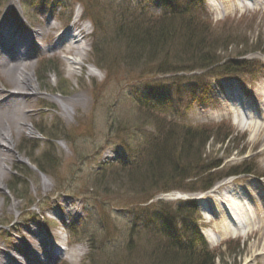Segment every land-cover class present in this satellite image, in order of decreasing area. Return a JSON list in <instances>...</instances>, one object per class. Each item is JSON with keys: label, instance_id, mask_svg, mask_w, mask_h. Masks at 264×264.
<instances>
[{"label": "rangeland", "instance_id": "374dc122", "mask_svg": "<svg viewBox=\"0 0 264 264\" xmlns=\"http://www.w3.org/2000/svg\"><path fill=\"white\" fill-rule=\"evenodd\" d=\"M115 1L3 0L0 5V22L6 19L8 25L12 24L11 26H14V29L15 27L22 28L21 32L23 31L22 33H27L30 36L29 48L31 44H34L32 53L29 54L28 59L30 62L28 64H25L27 60L15 61L14 59L12 64L20 63L21 67L31 68L29 72H31L40 89L38 93H35L31 87L24 89L29 94L30 101L23 108H16L17 113L14 112V114L16 113L14 116L16 124H18L20 118H25L24 120L20 119V122H24L22 130L15 129L16 125L12 123L14 117L8 114H0V130L13 126L14 142L12 151L10 149L12 157L5 163L8 171L4 177L5 180L1 183L2 189H0V246L20 260L26 259V250L32 244L36 245L39 242V237L46 236L50 240L54 239L53 241L59 244L64 242H61V238L65 240L68 237L70 248L77 251L72 254L74 257H71L70 253L65 254L61 260L56 261V264H154L156 262V258L148 259L146 256L148 254L147 249L151 248L148 238L131 232L129 224L136 221L134 217L132 220L131 214L127 212L128 210L125 207L118 210L113 206H125L124 194H130L125 188H119L116 184H111L110 187L112 188L109 189V195H100L105 201H111L108 205L111 210L104 207L100 210L103 213L97 212L96 217L93 218H91L89 212L92 208V202L85 198H91L90 193L83 195L85 197H81L88 200L86 204L84 203L85 200L81 198L62 196V192L57 193L59 195L55 194V197H51V194L55 193L53 191L62 188L79 192L86 191L85 188L87 187L83 182L85 174L91 171V168H94L100 160H97L92 153L98 145L105 142L106 129L104 128L103 118L108 106L112 102H117L115 99L118 96L120 99L122 96L135 94L129 92L133 86L132 83L124 91L120 90L123 82L135 78L126 75L129 68L121 67L119 74H114L113 79L109 80V75L96 67L97 58L95 52H91L90 49L94 27L91 22L93 21L91 15L95 12L92 6L94 4L103 7L116 6ZM221 1L208 0L212 4ZM87 6L90 24L87 25L88 34L83 37L82 42L87 43L90 47L87 46L85 51L82 52L83 62L72 65L68 58L74 57L76 54L74 52L68 53L63 48H53L54 45L51 43L52 29L48 28L47 32L40 34L42 32L41 28L47 26L49 23L48 17H50L51 21L56 22L57 29L65 28L61 37V39H64L68 29H70L66 25L74 14L78 16L83 14ZM201 6H206L205 1L201 3ZM212 6L208 7L215 23L213 22V26L207 24L208 30L205 31V35H210L207 42L217 48L219 60L220 57L224 61L228 57H235L241 53H246V57L264 59V9L262 8L258 11V14H255L253 13L256 12L254 8L248 7L246 10V6L241 8L226 6L231 8L222 11H216L215 5ZM113 10L111 8L109 13L107 12L111 18ZM197 10L201 11V7H198ZM203 11L205 13V9ZM48 32L52 34L47 36ZM75 32L79 33L78 31ZM43 57L47 58V61H41ZM48 60L50 61L49 64H47ZM90 65L95 66L97 71L91 72ZM12 73L14 80L19 72ZM167 77L171 76L148 78L137 81L134 86L154 92L156 89L161 88L163 83L169 81ZM8 80L6 74H3L0 70V89L4 88V83L7 82L5 93L23 90L18 89L20 86L14 81L9 80V82ZM206 82V89L203 88L205 89L204 93L200 98H197L194 104H190L188 110H185L187 122L193 126H204L206 123H208L207 126H213L224 122V130H220L221 133L217 131L216 135L221 140L224 139L230 128L236 129L239 135L236 137V134H234L228 137L224 144L221 141L211 139L203 157L209 162L223 160L222 174L231 171L232 168H241L245 161L248 165H254L257 173L263 174L264 154L261 153L263 141L257 143L259 137H254L249 125L245 126L246 121L238 118L239 115H236V112L239 105L246 102L244 107L249 113L252 112L250 113L252 120L263 123L264 107L260 101L264 100V69H261L255 76L219 75V77H208ZM251 91L253 95L249 94ZM233 93H246V96L242 100H238L233 96ZM96 102L97 105L94 106ZM128 104L125 102L124 106L123 104L120 105L121 111L132 106ZM139 112L136 111L140 115L136 117V122L132 123L130 121L131 124L129 125H140L141 129L152 131L153 122L151 119ZM181 113L184 112H176L174 116L178 117ZM30 129L34 130V133L30 132ZM58 129L61 130L62 134H60L61 136L58 134L60 140L56 142H48L41 134L43 132L52 139V136L57 134L56 130ZM214 130L216 133V130L219 129L215 128ZM245 133L247 134L246 138L241 139ZM138 134H129L127 140L133 141V144H135V140L139 137ZM39 135L40 138H38ZM126 135L128 134L123 133L121 136L123 138ZM176 135L179 137L178 134ZM75 139L78 141V145H76ZM36 141H39V143ZM108 153H110V148L106 147L101 157L108 155ZM46 155H51L53 161L46 166V169L41 170L33 162L37 159L44 162ZM0 156L2 155L0 154ZM17 156H21V158L18 159ZM1 163L0 160V166H2ZM43 176L48 181H44ZM253 184L261 185V189L264 191V179H260L253 174H242L226 179L218 188V191H222L223 194L220 196L219 193H216L213 197L214 202L201 204V206L205 205L207 208V211H204L201 207L199 211V215H202V221L200 220L202 230L211 231L212 229V232L215 233L216 228L214 225L221 220L214 211V207L218 210L220 207L223 209L231 205L233 196L239 192L250 190L253 193L250 189ZM227 188H229L228 191H226ZM166 191L170 194H160L159 196L162 197L161 202H167V204L159 203V205L174 213L173 206L169 205L168 202L174 203L180 191H174L175 193L171 189ZM154 192L155 189L149 193L154 196ZM251 193H249V196L253 197ZM158 198L154 199L152 204L156 205ZM70 199L73 203L78 202L80 206L82 205L83 211L74 230H71V227L66 228V230H59L60 226L57 228L56 223H49L48 220V223H45L42 220V216L47 219L44 213L51 204H56L55 209L63 211ZM254 199L259 203L257 198ZM31 201L40 203L39 205L36 203L29 208L28 205ZM87 207L88 209H86ZM152 208H154L155 213L160 210L157 205ZM208 212L210 213L208 216L212 218H206L205 215ZM225 214L227 219L232 221L228 209ZM234 216L238 217L239 215L234 213ZM13 220L18 221L15 229L7 224ZM71 220L72 218L69 219V221ZM243 227H241V235H221V242L216 245L210 243L213 249H217L213 253L215 255L213 264H264V256H262L264 246L255 247L257 241L255 236L246 240L248 230L245 226ZM251 227H257V225L254 224ZM218 234L220 233L217 230L215 237ZM260 241H264V237ZM130 246L132 247L131 250L129 249ZM63 252L65 251L63 250ZM32 261L33 264H52L44 257L36 263L34 260ZM16 262H13V264H16ZM0 264H5V262Z\"/></svg>", "mask_w": 264, "mask_h": 264}, {"label": "trees", "instance_id": "16d2710c", "mask_svg": "<svg viewBox=\"0 0 264 264\" xmlns=\"http://www.w3.org/2000/svg\"><path fill=\"white\" fill-rule=\"evenodd\" d=\"M93 7L95 10L98 6ZM111 8L114 9L112 18L107 14ZM190 13L191 6L173 8L160 16L139 5L105 6L94 16L93 51L97 65L107 72L109 80L119 74L121 67H128L126 75L134 77L211 67L220 60L217 48L207 42L210 37L205 35L208 23ZM227 70L251 72L246 61H228ZM126 103L132 106L124 107L123 111L121 103L113 102L108 106L103 118L105 142L116 141L125 132L140 131V126L129 125L140 116L136 111L151 119L153 130L140 132L135 140L139 151L129 163L101 164L86 173L83 179L86 191L100 198V195L108 196L110 185L116 184L130 193L124 195L145 200L152 197L149 192L154 189L153 195L174 188L193 192L209 189L219 179V172L212 171L219 162L207 164L202 157L211 139L224 144L231 132L221 140L216 135L217 131L224 130L223 126L217 127L219 130L215 133V128L210 126L193 127L182 121L169 120L166 110L155 108L147 99L131 98ZM56 132V138L61 136L60 129ZM123 141L128 142L126 138ZM75 142L78 145L76 139ZM45 157L48 163L45 159V163L41 159L34 160L43 170L53 161L51 155ZM172 209L176 213L168 216L177 218L175 228H166L164 220L155 216L152 220L155 224H139L140 227L134 230L133 234L148 238L151 248L147 249V258H156V264H213L215 255L208 250L195 222H190L191 217H197L195 206L192 202H179Z\"/></svg>", "mask_w": 264, "mask_h": 264}, {"label": "bare ground", "instance_id": "6f19581e", "mask_svg": "<svg viewBox=\"0 0 264 264\" xmlns=\"http://www.w3.org/2000/svg\"><path fill=\"white\" fill-rule=\"evenodd\" d=\"M235 1L236 0H228L225 6H235L236 5ZM243 6H245V4ZM41 31L47 32L48 27L47 26L43 27ZM13 33L16 36H18L17 37L18 42L25 43V38L19 35L18 32H16L12 28V26L8 25V22L6 19L0 22V70L2 71L3 74H6L9 80L14 81L18 86H20L18 89H23V90H16V91H11L9 93H5V90H6L5 87L7 86V82L4 83V88L0 89V114L2 115L8 114L11 117H14L16 115L17 113L16 108H19V109L23 108L25 104H27L30 101V98H28L29 94H27L26 93L27 91H25L24 89H28V87L29 88L31 87L35 91V93L39 92V87L37 83L34 81L31 75V72H29L31 68L29 67L26 68V66L21 67L20 63L12 64L14 60L15 61L24 60V58H20L18 56L13 57L12 53L14 51V48H13L14 39H11ZM7 35H8V38H7ZM72 38L74 40L73 43L71 42L70 44H67L66 49L68 50L69 53L74 52L76 56L68 58V59L72 65H78L83 62L81 58L83 54L82 53L83 49H82V46L79 44L80 39L77 38L76 36H73ZM54 47L56 48V45H54ZM29 51L30 49H28V51H25L27 55H29ZM26 54H25V58L27 59V62L25 64H28L30 60L28 59V57H26ZM89 69L91 72L97 71V68L93 65H90ZM17 71L19 73L18 75H16V79L13 80L12 72H15L16 74ZM262 105L264 107V100H262ZM14 112L16 113L14 114ZM20 119L24 120L25 118H20ZM20 119L18 120V124H16L15 117L12 118V121H13L12 123L16 125L15 129L17 130H22V128H24L23 127L24 122L23 121L20 122ZM249 126L253 128L255 138L259 137L257 139V143L258 141H262V140L264 141V121L263 123L262 122L259 123L257 120H253L252 123H249ZM12 127L13 126L6 127L4 128V130H0V154L2 155L0 156V160L2 162L1 163L2 166H0V186H1V183L5 180L4 177L8 171V167L5 165V163H7V161H9L12 157L10 153V149L12 151V147L14 146ZM30 132L34 133V130L30 129ZM42 134L44 135L45 139L50 143L54 142L57 139L54 136H52V139H51L48 135L44 134L43 132ZM261 152L264 153V147L261 150ZM17 157L18 159L21 158V156H17ZM43 178H44V181H48L47 179H45V176H43ZM216 188L210 190L207 193L205 192L201 194V196H199V200H200L199 202L201 204L204 202H209V203L214 202L215 201L213 198L214 195L216 193L221 192V191H218V189ZM0 189H2V186L0 187ZM226 191H228V188L226 189ZM251 191H254L258 196H261L262 204H257V202H255L253 198H250V196L249 198H247V195H249V192L246 191L245 201L242 199H237L232 202V206H233L235 213L239 212L242 215L238 218V219H241L240 223H238L237 225V223L234 221V219H232L233 217L231 216L230 218L232 220V223L227 219V216L225 214L227 212L226 207L223 209L220 207L218 208V210L217 208L214 207V211H216V214L221 220L219 223L214 225V227L220 230L219 233L221 235H227V234L241 235V226L242 227L246 226V229L248 230V233L246 235V240H249L250 238L255 236L257 238L255 247L260 246V245L264 246V241H260L264 237V191H261V189L257 190L256 188H251ZM221 195L222 193H220V196ZM246 207H248V209L252 212L251 214H254L253 217L250 216L251 214L248 215V211ZM202 209L204 211H207V208L205 205H202ZM244 209H246V211H244ZM209 214H210L209 212L206 214V218H212L211 216H208ZM232 216H233V213H232ZM254 222L258 224L257 227L255 228L251 227V225H254ZM208 237L213 245H216L218 243V240L215 239V237H213V234L211 232H208ZM68 251L70 252L71 257H74L72 254H75V252H77L73 248H69V246H68ZM6 255L11 259V261H13V259L9 256V254H6ZM60 255L62 254L60 253ZM52 258L55 261L57 259V256L52 255ZM10 263L11 262L9 261V263H6V264H10Z\"/></svg>", "mask_w": 264, "mask_h": 264}]
</instances>
